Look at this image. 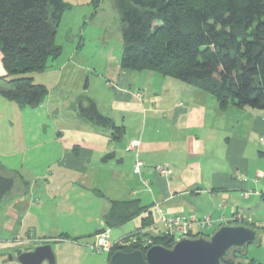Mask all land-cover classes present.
Segmentation results:
<instances>
[{
  "label": "crops",
  "instance_id": "obj_1",
  "mask_svg": "<svg viewBox=\"0 0 264 264\" xmlns=\"http://www.w3.org/2000/svg\"><path fill=\"white\" fill-rule=\"evenodd\" d=\"M104 70L112 92L103 109L87 99L124 126L120 141L78 113L87 101L65 111L51 98L60 69L38 83L48 93L37 107L21 109L0 94V176L13 179L0 199V264H21V252L41 245H50L54 264H108L107 254L90 251L94 235L106 228L112 242L155 235L158 208L165 216H208L213 222L205 234L223 225L262 228L253 245L264 253V112L220 111L209 94L154 72L119 63ZM133 141L138 147L126 151ZM137 157L144 163L139 173ZM135 200L142 210L112 235L104 221L112 203Z\"/></svg>",
  "mask_w": 264,
  "mask_h": 264
},
{
  "label": "trees",
  "instance_id": "obj_2",
  "mask_svg": "<svg viewBox=\"0 0 264 264\" xmlns=\"http://www.w3.org/2000/svg\"><path fill=\"white\" fill-rule=\"evenodd\" d=\"M119 13V67L170 77L212 96L220 111L229 106L264 112V0H113ZM66 4L61 0H0V53L5 75L0 94L21 109L39 106L48 90L29 73L42 72L61 53L54 43ZM78 113L120 141L124 126L103 116L87 99ZM142 210L137 201L113 202L104 221L120 227ZM253 226L258 234L262 228ZM136 242L113 246L143 253L152 245L170 248L168 235L135 233ZM208 236L209 234H202ZM152 243L143 247L142 238ZM260 244L257 238L253 243ZM252 245V244H249ZM230 249L222 264H258L246 248Z\"/></svg>",
  "mask_w": 264,
  "mask_h": 264
},
{
  "label": "rangeland",
  "instance_id": "obj_3",
  "mask_svg": "<svg viewBox=\"0 0 264 264\" xmlns=\"http://www.w3.org/2000/svg\"><path fill=\"white\" fill-rule=\"evenodd\" d=\"M61 1L67 6L54 39L61 53L58 58L49 60L46 71L29 73L26 76L33 78V82L38 84L47 76L49 70L60 69L61 72L56 73L57 76L60 74V83L57 82L59 86L54 87L51 98L63 104L61 108L64 106L66 111V106L75 101L74 106L77 107L89 97L98 100L103 109L104 98L110 96L112 92L105 86L104 81L107 78L103 76L104 68L119 63L123 45L119 13L113 0ZM56 75L49 77L52 79ZM1 87L6 85L1 84ZM64 118H67L66 115ZM69 118L74 123L77 120L72 112ZM80 120L81 118L78 121ZM44 123L47 124V120H44ZM129 224L131 223L125 225L126 228L130 226ZM119 230L111 229L112 235L116 236L120 233ZM214 231L211 230L208 234ZM256 251L253 244L249 245L246 248L247 258H255L258 254L255 261H260L264 253L260 249ZM95 258L97 261L101 259Z\"/></svg>",
  "mask_w": 264,
  "mask_h": 264
},
{
  "label": "water",
  "instance_id": "obj_4",
  "mask_svg": "<svg viewBox=\"0 0 264 264\" xmlns=\"http://www.w3.org/2000/svg\"><path fill=\"white\" fill-rule=\"evenodd\" d=\"M12 183V178L0 176V199ZM256 239L257 231L250 226L223 225L208 236L179 238L170 248L152 245L144 253L118 250L110 256L108 264H222L230 249L242 250ZM16 260L21 264H54V254L50 245H41L21 252Z\"/></svg>",
  "mask_w": 264,
  "mask_h": 264
},
{
  "label": "built area",
  "instance_id": "obj_5",
  "mask_svg": "<svg viewBox=\"0 0 264 264\" xmlns=\"http://www.w3.org/2000/svg\"><path fill=\"white\" fill-rule=\"evenodd\" d=\"M140 97V92L135 94ZM264 143V137L260 139ZM139 145L138 141L131 142L127 147L126 151L137 148ZM144 163L137 157L134 164V171L139 173L143 168ZM160 174L165 172L162 168H157ZM157 220L152 223L153 229L156 230V234L168 235L175 240L185 237H197L202 236L205 229L212 225V220L208 216L202 218L196 217H182V216H165L162 214L160 208L157 209ZM238 219V218H236ZM237 221V220H235ZM136 242L134 235L125 236L116 242H112L110 239V229H102L94 235V243L90 246V251L94 254H108L113 246L127 247ZM143 247H146L152 243L151 239L144 237L142 238Z\"/></svg>",
  "mask_w": 264,
  "mask_h": 264
}]
</instances>
